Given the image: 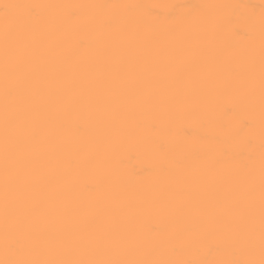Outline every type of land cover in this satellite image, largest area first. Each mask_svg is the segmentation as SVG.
<instances>
[{"label": "bare ground", "instance_id": "obj_1", "mask_svg": "<svg viewBox=\"0 0 264 264\" xmlns=\"http://www.w3.org/2000/svg\"><path fill=\"white\" fill-rule=\"evenodd\" d=\"M5 2L44 6L34 16L21 10L27 28L20 40L62 63L63 75L80 85L73 107L52 127L64 203L74 216L96 222L79 239L102 240L109 250L101 258L114 262L260 264L247 233L250 208L258 221L264 155V0ZM121 5L238 11L177 7L169 20ZM106 17L129 23L104 28ZM3 24L0 15V79ZM120 56L141 69L195 70L177 95L100 110L94 98L105 82L98 75ZM180 140L191 148L179 150ZM59 243L5 215L0 168V264H43L58 258L52 250Z\"/></svg>", "mask_w": 264, "mask_h": 264}, {"label": "snow or ice", "instance_id": "obj_2", "mask_svg": "<svg viewBox=\"0 0 264 264\" xmlns=\"http://www.w3.org/2000/svg\"><path fill=\"white\" fill-rule=\"evenodd\" d=\"M43 5L0 3L3 17L2 79H0V168H2V194L5 215H15L40 236L60 241L52 254L57 259L43 264H133L102 259L108 246L100 239L84 241L80 234L96 225L73 215L64 203L58 186L62 176L60 168L59 137H53L52 127L61 115L76 101L74 84L63 75V64L50 55L21 42L27 26L22 22L21 10L30 16ZM104 10L109 5H90ZM123 8H149L145 5H121ZM167 12H151L156 17L175 19L177 7L186 9H230L234 5H162ZM189 15L193 13L189 12ZM127 17H106L103 27L128 24ZM163 29L166 25H150ZM264 32V20L261 21ZM195 67L179 72L152 68H139L133 59L120 56L105 61L98 78L104 85L98 89L94 104L100 110L127 108L135 102L154 97L166 99L184 90L193 76ZM264 93V76H262ZM177 147L181 151L191 148L185 140ZM234 212L236 209H230ZM258 234V236H257ZM248 247L259 248L260 264H264V155L261 157L258 221L254 208L249 209ZM39 264V262H35Z\"/></svg>", "mask_w": 264, "mask_h": 264}]
</instances>
